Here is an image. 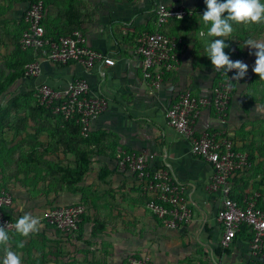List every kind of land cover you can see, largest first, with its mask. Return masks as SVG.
Returning <instances> with one entry per match:
<instances>
[{"label": "crops", "instance_id": "crops-1", "mask_svg": "<svg viewBox=\"0 0 264 264\" xmlns=\"http://www.w3.org/2000/svg\"><path fill=\"white\" fill-rule=\"evenodd\" d=\"M44 1L46 4L44 24L49 34L64 35L71 33L74 29H79L84 33L90 45L111 55L115 58L116 64L114 66L97 65L87 69L76 61L66 64L46 61L42 63V72L35 79L23 75L17 78L22 85V91H27L38 83L62 87L73 79L84 77L94 92H102L108 97L109 106L92 124L93 141L87 144L92 149L89 151L90 162L83 177L76 184L77 189L70 191L71 194L68 197L51 200L39 196L41 192L31 186H26L28 190L26 187L11 190L14 195V203L10 208L11 217L16 221L24 212H29L39 217L41 221L39 231L28 237L14 233L10 241V245L14 248L12 247L11 250L22 255V248L17 247L21 241L25 248V242L28 240L44 242L45 234L50 239H56V231L42 220L41 204L47 203L45 205L48 207L86 201L88 204L81 202L86 205L87 212L78 235L60 234L63 237L61 239H64L62 244L65 246L63 250L66 253L64 257L66 263L88 264V260L86 263L84 261L90 259L94 260L92 264H120L130 255L146 256L129 252L125 248L124 251L115 252L110 242L108 243L109 252H103L98 248V244L102 245L104 238L110 241H116L119 238L117 229L120 230V228H113V225H119L118 218L121 212L134 210L135 213L142 214V217H138L139 219L146 220L148 224L152 222L151 216L149 218L146 212L149 196L137 185L132 175L123 174L115 168V149L123 145L137 150L156 152L157 158L154 163L157 166L165 163L161 154L167 152L169 158L166 161L169 168L178 182L185 186L186 196L191 202L192 221L179 229L168 230V236L158 235V239L161 238L168 249L160 258L162 261L156 262L152 259L153 264H188L181 262V257L187 254L178 248L183 241L194 243V247L190 248L191 252L194 248L200 247L209 253L207 245H210L222 262L247 264L253 259L250 255L249 240L240 233H238L231 252L217 253L222 228L216 216L222 203V196L219 192L208 190L213 173L212 166L191 152L189 140L169 126L165 117L166 109L171 105L172 98L179 90L205 92L213 85L217 72L213 75V67L207 63L210 59L205 53V46L197 48L196 42L186 43L180 51L177 68L165 73L162 87L157 89L144 77L141 58L136 52L140 35L159 28L154 13L157 0ZM198 1L200 0H182L193 9V13L197 11ZM29 2L30 0L22 4L19 0H0V36L2 39L6 34L5 27L9 26L13 20L16 19L22 27V18ZM186 18L173 19L164 24L162 30L180 36L177 31L164 28L171 22H182ZM21 27L19 38L22 33ZM252 50L254 53L255 49ZM248 58V56H242L238 59L246 61ZM255 59L253 54V66ZM252 80L254 88L252 110L257 112L264 107L262 98L264 79H260L259 75L252 71ZM244 85L242 80L236 85L238 92L233 94L226 124L220 123L216 114L206 109L197 119L196 129L202 132L223 128L234 139L238 147L250 153L249 148L244 147V141L239 139L243 133L236 123V118L244 111L242 99L247 97L240 91L244 90ZM46 141L41 140L38 143L41 149L49 145ZM44 157L65 165V167L75 168L77 165L76 155L64 148H60L56 154L49 151L48 154H44ZM254 181V178L247 176L246 171L238 172L233 177L235 193H242L250 184L264 185L255 184ZM86 192H92V194L86 196ZM98 223L105 228L102 232L95 227ZM47 242L57 243L54 240H47ZM1 248L2 246H0V259L4 256V248ZM80 248L83 250H78ZM73 254L78 255L77 258L82 261L75 263ZM207 256H209L208 261L206 258L192 261L201 260L204 264H214L210 255Z\"/></svg>", "mask_w": 264, "mask_h": 264}, {"label": "built area", "instance_id": "built-area-1", "mask_svg": "<svg viewBox=\"0 0 264 264\" xmlns=\"http://www.w3.org/2000/svg\"><path fill=\"white\" fill-rule=\"evenodd\" d=\"M159 28L140 35L136 52L141 58L144 77L160 89L166 72L173 71L179 63L185 40L178 35L166 33L162 26L173 19H184L193 13L182 0H157L154 8ZM44 0L30 1L23 15V25L19 45L22 50H30L35 58L23 65V76L35 79L42 72L43 62L66 64L76 61L91 69L97 65L114 66L115 58L90 45L84 33L76 29L64 35H52L46 31ZM229 55L233 61L237 50L231 47ZM235 70L226 73L219 70L208 91L179 90L166 109L165 117L169 126L189 140L191 152L212 166V176L208 190L219 192L222 203L217 212V222L222 228L219 246L232 248L238 233L247 226L250 236V255L264 263V185H249L242 193L234 190L233 177L246 171L252 165L249 151L238 147L234 139L223 128L198 132L196 121L201 113L213 111L222 124L228 122L234 86L240 80L233 79ZM27 91L33 101L61 118L63 122L73 121L80 127L82 136L92 133V124L108 108L109 99L102 92H94L84 77L69 81L65 86L55 87L48 83H38ZM165 163L157 166L156 152L137 150L123 145L114 152L115 168L134 177L142 191L149 196L146 208L151 210L167 229H179L193 219L190 200L185 186L174 177L164 152ZM14 195L0 190V225H5L8 233L15 231V220L10 208ZM87 212L84 203H69L48 206L42 220L54 231L64 236L78 235ZM120 264H153L149 256H128ZM194 264H204L199 260Z\"/></svg>", "mask_w": 264, "mask_h": 264}, {"label": "rangeland", "instance_id": "rangeland-1", "mask_svg": "<svg viewBox=\"0 0 264 264\" xmlns=\"http://www.w3.org/2000/svg\"><path fill=\"white\" fill-rule=\"evenodd\" d=\"M19 1L23 4L28 0ZM261 3H264V0H261ZM196 10L182 22H171L164 29L177 31L185 40V43L193 41L196 42L197 48L203 45L206 47L211 40L216 38L207 36L209 25H205L201 18L206 10L204 0L198 1ZM20 27V23L15 19L10 22L9 26L5 27L6 34L3 39L0 36V87L2 86L4 89L0 92V105L2 108L9 106V112L4 117L5 119L0 120V190L4 189L11 192L15 188L20 190L23 187L31 186L36 187L41 192L39 196L51 200L66 198L71 194L70 191L77 189L76 185L70 188L67 183V180L72 175L68 177L66 170L72 169V167H65V165L58 164L44 157V154H48L49 151L56 154L60 148L72 152L65 145V140H61V138L66 139L69 136L68 133L60 134V129L63 128L64 122L59 117L40 113L35 108L33 101L22 94L24 91H22L19 79L9 81L10 74L16 69L17 61L15 62V59ZM233 28L234 31L231 36L224 38L226 39L225 43L228 45L224 51L230 55L232 53L231 47L234 46L237 50V58L242 56L249 57L246 61L241 60L249 64V68L247 75L240 79L245 84L243 86L244 90L240 91L247 97L242 99L243 101L241 102L244 104L242 107L244 108L243 113L236 118V123L243 133V136L239 137V139L244 141V147H248L252 155V165L246 170L247 176L254 178L255 184H264V107L257 112L252 110L254 88L252 80L253 54L251 53H253V50L245 45V41L248 39L258 40L264 38V23H234ZM201 32L204 33L203 36H201ZM207 63L212 66L211 61ZM214 73L215 70L213 68V75ZM235 92H238V86H234ZM262 98L264 99V95ZM12 100L16 101L12 102ZM41 140H47L46 142L49 145L41 149L38 145ZM72 147L78 150L79 154L82 151L88 152L92 150L87 144L80 142L73 143ZM67 160L69 161V159ZM28 187H26L27 190ZM90 189L92 190V187ZM91 194L92 192L85 193L86 196ZM86 199L90 198L86 197ZM80 202L88 204L86 201ZM45 204H41L40 211L44 212L47 207ZM146 212L149 218L151 216V224H148L146 220L139 219L138 217L142 214L135 213L134 210L119 213L118 222L120 223L118 226L113 225V228H120V230L117 229L119 238L116 241L104 238L102 245L98 244V248L103 252H109L108 243L110 242V246L115 252L124 251L125 248L137 255L149 256L156 262L162 261L160 258L165 255L164 252L168 247L164 245L161 238L158 239V235L168 236V230L170 229L165 228L156 219L157 217H154L156 215L151 210L147 209ZM95 227L101 232L105 229L99 223ZM51 230L49 231L52 232ZM14 233L16 232L10 233V237ZM143 234H146V236H142ZM55 238L50 239L45 234L44 242L38 240H35V242L26 241L25 248L21 250V264H68L64 260V257H66V253L63 250L65 246L62 244L64 239H61L63 237L58 232L55 233ZM47 240H54L57 243L49 244ZM12 247L14 248L13 245H11V249H13ZM191 247H194V243L191 241H183L179 245L178 248L185 254L187 253L185 257H181L182 263H190L193 259L198 258H206L208 261L209 256H205L203 248H194L191 252ZM78 250L83 249L80 248ZM205 252L209 255L207 251ZM72 256L75 258V263L82 261V259L77 258L78 255L73 254ZM87 260L88 264L94 263V260L91 261L90 259H85L84 262L86 263Z\"/></svg>", "mask_w": 264, "mask_h": 264}, {"label": "clouds", "instance_id": "clouds-1", "mask_svg": "<svg viewBox=\"0 0 264 264\" xmlns=\"http://www.w3.org/2000/svg\"><path fill=\"white\" fill-rule=\"evenodd\" d=\"M206 10L201 18L205 25H209L207 36L215 37L205 47V53L209 57L215 72L223 69L226 73L235 70L233 79H242L247 75L248 64L230 59L224 51L228 45L224 38L231 36L234 31L233 24H259L264 23V3L261 0H204ZM226 14V15H225ZM204 33L201 32V36ZM245 45L255 49L256 59L252 71L264 79V38L248 39ZM23 211V208H21ZM41 221L39 217L29 212L19 216L14 224L15 232L20 236L28 237L39 231ZM11 237L5 225H0V246L4 248V256L0 264H21V257L17 252L11 250ZM23 242L17 244L23 248Z\"/></svg>", "mask_w": 264, "mask_h": 264}, {"label": "trees", "instance_id": "trees-1", "mask_svg": "<svg viewBox=\"0 0 264 264\" xmlns=\"http://www.w3.org/2000/svg\"><path fill=\"white\" fill-rule=\"evenodd\" d=\"M33 1V0H30ZM23 21V19H22ZM22 30L24 28V25H22ZM76 30V29H74ZM72 30V31H74ZM71 31V32H72ZM35 58L34 54L32 51L30 50H22L20 45H19V41L17 43V56L15 59V62L17 61V64L15 65L16 69L15 71L10 74L9 76V81H14L17 78L21 77L23 74V65L25 62L33 60ZM4 89L1 86L0 87V92H2ZM22 94L28 98H30L33 101V97H32V93L30 91H24L22 92ZM16 100H12V102H15ZM35 108H37V110H39L40 113L42 114H46V115H52V112L50 109L45 108L44 106L39 105L38 103H35L33 101ZM9 112V106H6L4 108H2V106L0 105V120H4L6 114H8ZM63 128L60 129V134L62 135V133H68L69 136L66 139H62L61 140H65L64 143L65 145L75 154L76 156V161H77V165L75 168L72 169H68L67 174L68 177H70V175H72L68 180L67 183L69 185L70 188H73L83 177L84 173L86 172L87 168H88V163L90 162V153L89 151H82L80 154L78 152V150H75V148L72 147L73 143H77L80 142L82 144H90L93 140V133H91L89 136L84 137L81 135L80 133V127L78 124H76L73 121H69V122H64ZM250 155V160L252 159V155L251 153H249ZM240 234L244 235L245 237L250 236L249 232L247 231V226H243L242 229L239 231ZM218 254H221L222 252H231V248H221L220 246L216 249ZM204 254L207 256V253L204 251ZM188 264H194L193 261H190V263ZM247 264H264L263 262H260L258 260H253L251 259Z\"/></svg>", "mask_w": 264, "mask_h": 264}, {"label": "water", "instance_id": "water-1", "mask_svg": "<svg viewBox=\"0 0 264 264\" xmlns=\"http://www.w3.org/2000/svg\"><path fill=\"white\" fill-rule=\"evenodd\" d=\"M207 246H208V248H209L208 251H209L210 258H211V260L213 261L214 264H226V263L222 262V260H220V259L216 256L215 251H214V249L212 248V246H210V245H207Z\"/></svg>", "mask_w": 264, "mask_h": 264}]
</instances>
